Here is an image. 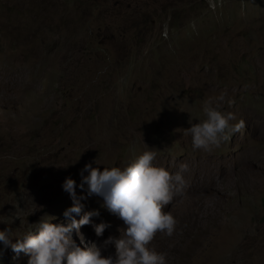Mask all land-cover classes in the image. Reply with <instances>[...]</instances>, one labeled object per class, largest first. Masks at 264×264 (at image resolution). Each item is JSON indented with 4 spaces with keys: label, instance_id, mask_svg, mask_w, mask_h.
<instances>
[{
    "label": "rangeland",
    "instance_id": "rangeland-1",
    "mask_svg": "<svg viewBox=\"0 0 264 264\" xmlns=\"http://www.w3.org/2000/svg\"><path fill=\"white\" fill-rule=\"evenodd\" d=\"M258 123L264 0H0V264H23L22 233L55 238L67 263L123 264V244L101 238L84 255L62 223L97 229L92 184L98 205L150 193L156 153L166 181L213 199L180 202L195 222L183 238L171 227L176 262H153L264 264Z\"/></svg>",
    "mask_w": 264,
    "mask_h": 264
},
{
    "label": "bare ground",
    "instance_id": "bare-ground-1",
    "mask_svg": "<svg viewBox=\"0 0 264 264\" xmlns=\"http://www.w3.org/2000/svg\"><path fill=\"white\" fill-rule=\"evenodd\" d=\"M261 123L256 125V129L264 127ZM160 156H162L161 153H156L148 169L145 170L147 184H149L151 188L150 193L144 189L133 188L125 192L123 189L120 194H116L115 192L110 194L113 189L112 187L108 193L110 196L102 200L98 205L97 198L107 194L102 192V186L92 184L93 190L89 193V196H87L88 201H90V211L93 213V210L100 211L103 209V212H99V217L101 219L95 220L97 229L95 230L90 222L87 223L86 228L75 225L72 221L67 219L62 223L69 228L71 233L77 236V240L79 241L77 246L75 245V248H80L82 253L87 255L90 249L89 247L95 240L101 238H106L107 240L108 238L109 240L115 239L118 243L124 245L126 250L122 252V255L125 256L123 258V264H135L134 257L144 258L151 264L160 263L161 257H164L168 262H173L175 260L177 252L180 251L181 248L177 247L178 238L175 237V235L173 236L170 234L174 237L173 242L168 238L169 232L171 231L172 233L171 227L176 226L178 228L177 230L175 229L176 232L180 230L185 232L181 237L183 238L186 233L190 231L189 228L195 222L193 220L189 221L181 218L178 208L181 207L180 202L185 200V206L186 209H188L189 206L186 205L187 200L194 201L196 198V200L202 202L204 199L212 200L213 198L207 195H194L195 198L190 197L189 191L197 187V182L194 180L192 183H185L182 188L178 186L175 188L174 183L166 181L161 169L155 168L152 163L160 160ZM209 183L210 182L203 186ZM139 184L145 185L142 182ZM130 186L128 188H130ZM209 192L211 194L210 190H208L207 193ZM183 195L184 198L181 199ZM210 203L207 202V204ZM201 208L202 206L200 209ZM19 237L20 241L18 245L12 246L11 250L22 258L23 264H85L84 261H75V263L69 261L67 263L63 255L64 249L60 248L55 238L31 243L30 236L27 233H22ZM104 263L110 264L111 262L100 259L92 264Z\"/></svg>",
    "mask_w": 264,
    "mask_h": 264
}]
</instances>
